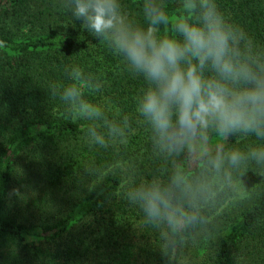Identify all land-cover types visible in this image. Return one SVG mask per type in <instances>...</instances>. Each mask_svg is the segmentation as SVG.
I'll list each match as a JSON object with an SVG mask.
<instances>
[{"label":"trees","instance_id":"obj_1","mask_svg":"<svg viewBox=\"0 0 264 264\" xmlns=\"http://www.w3.org/2000/svg\"><path fill=\"white\" fill-rule=\"evenodd\" d=\"M216 2L226 19L264 47V0ZM121 4L143 23V0ZM72 66L99 83L98 91H84L106 119L127 118L125 143L90 146L85 129L102 122L67 116L51 89L73 83ZM144 86L103 41L73 21L68 0H0V264L181 263L214 208L203 205L202 219L164 247L124 199L125 168L137 178L162 181L180 170L190 185L198 175L183 158L154 153L135 111ZM226 143L242 147L247 141L234 137ZM234 178L251 185L252 193L238 212L223 211L229 222L215 235L206 264H264V172L242 170ZM216 200L221 206L227 196L221 192ZM183 203L177 196L178 206Z\"/></svg>","mask_w":264,"mask_h":264},{"label":"clouds","instance_id":"obj_2","mask_svg":"<svg viewBox=\"0 0 264 264\" xmlns=\"http://www.w3.org/2000/svg\"><path fill=\"white\" fill-rule=\"evenodd\" d=\"M68 8L73 21L144 81L135 111L154 153L183 158L198 170L190 185L180 170L162 181L123 169L124 199L138 210L142 227L158 232L168 247L202 219L201 208L216 189L230 186L242 170L264 172V47L226 19L216 0H175L173 6L143 0V23L129 17L121 0H68ZM68 75L73 83L51 89L67 116L102 122L85 129L86 142L100 148L125 143L127 118L106 119L85 96V89L98 91L99 83L79 66ZM234 137L247 143L228 145Z\"/></svg>","mask_w":264,"mask_h":264},{"label":"rangeland","instance_id":"obj_3","mask_svg":"<svg viewBox=\"0 0 264 264\" xmlns=\"http://www.w3.org/2000/svg\"><path fill=\"white\" fill-rule=\"evenodd\" d=\"M19 187L20 185L17 186V193L20 192ZM252 189L253 187L251 185L250 187L247 186L243 180L234 178L230 186H220L214 191L213 198L207 204H204L210 210L214 208V212L208 219L205 230L199 233L187 246L180 264H206L207 253L211 252L213 239L226 229L227 222H229L228 215H225L223 211L238 212L241 210L247 204ZM221 192L225 193L227 200L220 206L217 204L216 197ZM222 214L224 217H221ZM199 252L200 254L196 255Z\"/></svg>","mask_w":264,"mask_h":264}]
</instances>
